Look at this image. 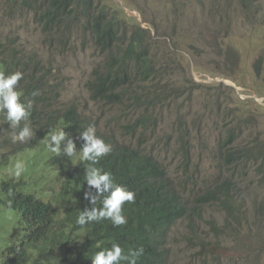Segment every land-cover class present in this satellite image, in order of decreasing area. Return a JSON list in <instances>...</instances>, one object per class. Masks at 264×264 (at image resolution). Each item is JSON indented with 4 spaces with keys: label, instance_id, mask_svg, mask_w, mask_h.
Here are the masks:
<instances>
[{
    "label": "rangeland",
    "instance_id": "rangeland-1",
    "mask_svg": "<svg viewBox=\"0 0 264 264\" xmlns=\"http://www.w3.org/2000/svg\"><path fill=\"white\" fill-rule=\"evenodd\" d=\"M4 2L0 40L40 54L47 63L51 103L66 107L75 102L101 131L141 143L184 197L192 200L225 178L221 144L229 138L225 150L241 148L253 155L246 165L236 166L244 172L233 211L218 203L200 208L198 215L191 211L171 228L167 247L169 264H264V81L254 71L255 61L264 58V9L247 16L238 0H102L150 29L156 66L165 74L160 88L170 95L158 112L159 126L131 136L120 130L123 110L91 99L87 83L104 58L93 41L79 36L74 51L53 53L32 17H12ZM258 4L264 8V0ZM139 113L131 109L129 119ZM17 147L0 135V183L13 175L17 181L40 175L38 169L27 172L42 145L29 152V160ZM18 162L24 165L20 176L15 175ZM18 217L0 202V262Z\"/></svg>",
    "mask_w": 264,
    "mask_h": 264
},
{
    "label": "trees",
    "instance_id": "trees-1",
    "mask_svg": "<svg viewBox=\"0 0 264 264\" xmlns=\"http://www.w3.org/2000/svg\"><path fill=\"white\" fill-rule=\"evenodd\" d=\"M238 1L247 16L264 9L259 0ZM4 6L12 17L31 16L41 30L45 47L53 53L74 51L79 36L84 37L85 43L93 41L104 58L93 68L87 87L96 103L124 111L118 116L122 132L137 136L159 126L158 112L170 95L164 96L160 88L165 74L156 66L149 28L128 20L122 8H113L102 0H5ZM217 15L225 19L223 14ZM46 65L38 52L0 40V71H21V100H34L30 121L35 136L14 144L19 154L27 155V160L31 158L29 152L42 145L27 172L38 169L37 178L17 181L13 175L0 183V202L19 214L12 242L3 251L5 258L0 264H91L93 255L112 242H118L125 253L142 249L137 264H169L167 239L178 220L191 211L198 215L200 208L212 203L233 211L244 172L243 167L236 166L246 165L253 156L241 148L225 150L233 138L221 144L225 178L219 177L214 186L206 187L190 200L183 196L160 160L145 151L141 143L124 142L114 133L101 131L75 102L66 107L52 104L47 96L50 83L44 71ZM254 71L264 81L263 56L255 61ZM34 92L39 94L33 97ZM131 109L140 113L129 119ZM90 124L112 146L111 153L101 157L97 166L111 172L116 183L136 194L133 203L123 206L127 223L120 227H113L110 220L84 227L76 225L80 210L91 208L84 199L88 190L83 179L86 162L79 159V152L68 158L46 146L49 131L64 128L79 150L83 144L79 133ZM9 133V125L1 114L0 135L11 140ZM42 181L48 183L46 189ZM91 191L94 193L95 189ZM48 194L53 195L47 199ZM97 206H101L99 201Z\"/></svg>",
    "mask_w": 264,
    "mask_h": 264
},
{
    "label": "clouds",
    "instance_id": "clouds-1",
    "mask_svg": "<svg viewBox=\"0 0 264 264\" xmlns=\"http://www.w3.org/2000/svg\"><path fill=\"white\" fill-rule=\"evenodd\" d=\"M23 79L21 71L6 74L0 71V115L3 114L9 125L12 143H25L34 138L35 133L31 127L30 117L34 106V100H21L19 81ZM38 92L32 93L35 97ZM23 122V126H21ZM83 144L77 150L76 142L64 131V128L50 130L46 141L47 148L57 154L73 158L78 155L84 164L83 179L88 186L84 192V199L89 201L91 208L85 206L76 218V225L84 227L93 222L99 223L110 220L113 227H120L127 223L123 213V206L135 201V192L126 186L115 182L111 172L98 167L101 157L112 151V146L97 135L96 126L90 124L79 133ZM64 145L63 148L61 145ZM24 170L23 163L15 165V175L20 176ZM95 189L93 193L91 190ZM11 195V193H9ZM98 201L101 206H97ZM10 203V202H9ZM143 254L142 249H130L127 253L118 242H112L110 247H103L91 258V264H137V259Z\"/></svg>",
    "mask_w": 264,
    "mask_h": 264
}]
</instances>
